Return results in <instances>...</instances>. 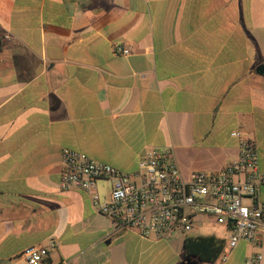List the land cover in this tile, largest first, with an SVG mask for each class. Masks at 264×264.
Masks as SVG:
<instances>
[{"label":"crops","instance_id":"obj_1","mask_svg":"<svg viewBox=\"0 0 264 264\" xmlns=\"http://www.w3.org/2000/svg\"><path fill=\"white\" fill-rule=\"evenodd\" d=\"M0 37V264L51 243L45 264L186 258L184 236L118 230L91 194L62 190L64 149L133 175L146 150L170 147L189 177L236 161L238 131L264 174V0H0ZM110 189L98 184L102 202ZM260 254L264 237L197 264Z\"/></svg>","mask_w":264,"mask_h":264},{"label":"built area","instance_id":"obj_2","mask_svg":"<svg viewBox=\"0 0 264 264\" xmlns=\"http://www.w3.org/2000/svg\"><path fill=\"white\" fill-rule=\"evenodd\" d=\"M117 54L129 56L130 50L116 45ZM239 157L217 172L195 171L185 177L170 147L151 148L144 152L139 170L133 175L100 163L71 149L62 152L61 189L82 190L92 195L98 213L110 218L116 229L133 230L154 241L186 237L203 218L225 227L229 236L222 260L240 242L260 245L264 237V204L258 201L264 186L258 148L253 140L238 131ZM110 185V196L101 201L98 184ZM250 201V203H247ZM37 246L27 255L28 264H44L51 248ZM263 256L247 259L260 264Z\"/></svg>","mask_w":264,"mask_h":264},{"label":"trees","instance_id":"obj_3","mask_svg":"<svg viewBox=\"0 0 264 264\" xmlns=\"http://www.w3.org/2000/svg\"><path fill=\"white\" fill-rule=\"evenodd\" d=\"M4 45V40L0 37V50L4 47ZM226 248L227 239L219 238L215 235L198 237L188 235L185 237L184 241L185 257L199 262H217L226 251Z\"/></svg>","mask_w":264,"mask_h":264},{"label":"rangeland","instance_id":"obj_4","mask_svg":"<svg viewBox=\"0 0 264 264\" xmlns=\"http://www.w3.org/2000/svg\"><path fill=\"white\" fill-rule=\"evenodd\" d=\"M108 182H99V188L103 189L104 186H108ZM203 230H193L192 234L193 235H198V234H207V233H217L218 235L224 236V233L222 230H224L223 226H220L216 224L212 219L210 218H204L203 219V224H202Z\"/></svg>","mask_w":264,"mask_h":264},{"label":"water","instance_id":"obj_5","mask_svg":"<svg viewBox=\"0 0 264 264\" xmlns=\"http://www.w3.org/2000/svg\"><path fill=\"white\" fill-rule=\"evenodd\" d=\"M260 71H261V72H264V66H262V67L260 68ZM197 262H198V261L193 260V259H191V258H185L184 261L182 262V264H197Z\"/></svg>","mask_w":264,"mask_h":264}]
</instances>
